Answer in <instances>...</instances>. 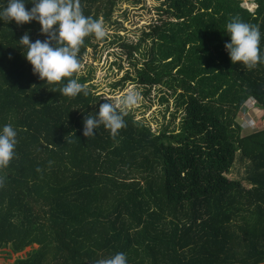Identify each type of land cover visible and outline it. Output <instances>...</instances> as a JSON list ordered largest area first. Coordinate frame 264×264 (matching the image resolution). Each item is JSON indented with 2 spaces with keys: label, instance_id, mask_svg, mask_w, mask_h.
<instances>
[{
  "label": "trees",
  "instance_id": "trees-1",
  "mask_svg": "<svg viewBox=\"0 0 264 264\" xmlns=\"http://www.w3.org/2000/svg\"><path fill=\"white\" fill-rule=\"evenodd\" d=\"M120 1L79 4L107 20ZM249 1L252 12L243 0H162L158 22L124 46L144 61L137 81L164 88L182 114L177 131L157 134L127 113L115 137L103 125L84 137L86 113L106 100L45 85L19 46L25 32L46 38L39 23L0 21V127L17 131L0 169V251L30 248L14 264H95L118 252L127 264L264 263V128L242 134L238 122L246 103L264 120V60L247 69L224 48L239 18L259 27L264 57V0ZM96 40L84 38L80 65ZM237 157L238 180L228 178Z\"/></svg>",
  "mask_w": 264,
  "mask_h": 264
},
{
  "label": "clouds",
  "instance_id": "clouds-1",
  "mask_svg": "<svg viewBox=\"0 0 264 264\" xmlns=\"http://www.w3.org/2000/svg\"><path fill=\"white\" fill-rule=\"evenodd\" d=\"M26 3H31L32 7L26 9ZM0 21H15L17 25L38 22L41 34L46 37L43 41L32 42L28 32L19 39V46L23 47V55L32 66L33 74L45 85L60 82L61 96L71 98L81 93L89 94L87 85L72 78L81 66L78 53L85 37L94 36L99 40L105 37L106 31L102 20L83 15L79 0H6V3L0 0ZM225 29L229 39L224 48L233 64L252 69L264 60L260 54L258 26L233 18ZM105 100L97 112L86 113L84 137L95 135L101 125L115 137L125 126L127 110L137 105L139 97L136 92L129 91L115 104L107 97ZM16 144L17 131L12 124L0 127V169L6 168L14 157ZM95 264H127V258L123 252H118L110 258L95 261Z\"/></svg>",
  "mask_w": 264,
  "mask_h": 264
},
{
  "label": "rangeland",
  "instance_id": "rangeland-1",
  "mask_svg": "<svg viewBox=\"0 0 264 264\" xmlns=\"http://www.w3.org/2000/svg\"><path fill=\"white\" fill-rule=\"evenodd\" d=\"M161 2L162 0L118 2L109 19H100L103 21L106 35L87 49L78 71V76L88 78L85 84L88 88L103 99L109 98L114 104L129 91L136 92L139 97L138 103L134 108L127 110V113L156 134L162 129L177 131L182 114L175 111V101L164 88L145 86L137 81V69L144 61L136 52L130 56L129 50L124 46H133L140 42L143 32L158 22L162 17L159 10ZM243 5L251 12L255 9V5L249 0H243ZM261 114V110L250 103L242 107V115L238 118L242 134L264 128ZM245 168V164L237 157L228 178L242 179ZM29 250L30 248H27L11 256H8L7 249L1 250L0 258L5 257L8 263H14L18 256H23Z\"/></svg>",
  "mask_w": 264,
  "mask_h": 264
},
{
  "label": "crops",
  "instance_id": "crops-1",
  "mask_svg": "<svg viewBox=\"0 0 264 264\" xmlns=\"http://www.w3.org/2000/svg\"><path fill=\"white\" fill-rule=\"evenodd\" d=\"M5 255V254H4ZM6 256V255H5ZM8 260H6L5 259V257L4 258H0V264H14L13 262L12 263H8L7 262ZM15 261V260H14ZM264 264V263H263Z\"/></svg>",
  "mask_w": 264,
  "mask_h": 264
},
{
  "label": "bare ground",
  "instance_id": "bare-ground-1",
  "mask_svg": "<svg viewBox=\"0 0 264 264\" xmlns=\"http://www.w3.org/2000/svg\"><path fill=\"white\" fill-rule=\"evenodd\" d=\"M246 5H248V4H246Z\"/></svg>",
  "mask_w": 264,
  "mask_h": 264
}]
</instances>
